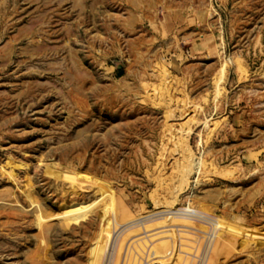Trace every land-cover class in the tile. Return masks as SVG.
<instances>
[{
    "label": "rangeland",
    "instance_id": "obj_1",
    "mask_svg": "<svg viewBox=\"0 0 264 264\" xmlns=\"http://www.w3.org/2000/svg\"><path fill=\"white\" fill-rule=\"evenodd\" d=\"M0 264H264V0H0Z\"/></svg>",
    "mask_w": 264,
    "mask_h": 264
},
{
    "label": "bare ground",
    "instance_id": "obj_2",
    "mask_svg": "<svg viewBox=\"0 0 264 264\" xmlns=\"http://www.w3.org/2000/svg\"><path fill=\"white\" fill-rule=\"evenodd\" d=\"M210 3H211V2H210ZM205 10H206V9H205ZM207 13H208V12H207ZM208 14H209V13H208ZM210 33H211V32H210ZM214 49H215V48H214ZM218 53H219V52H218ZM182 218H183V219L185 218V214H183ZM186 227H187V226H185L184 228L187 229Z\"/></svg>",
    "mask_w": 264,
    "mask_h": 264
}]
</instances>
